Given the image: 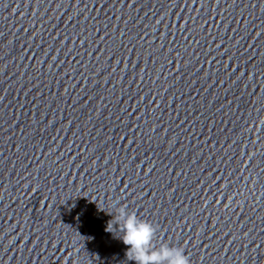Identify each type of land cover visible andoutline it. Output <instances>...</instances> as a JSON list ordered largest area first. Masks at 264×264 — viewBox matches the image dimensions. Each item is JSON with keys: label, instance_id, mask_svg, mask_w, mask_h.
<instances>
[{"label": "water", "instance_id": "obj_1", "mask_svg": "<svg viewBox=\"0 0 264 264\" xmlns=\"http://www.w3.org/2000/svg\"><path fill=\"white\" fill-rule=\"evenodd\" d=\"M121 207L264 264V0H0V264H135Z\"/></svg>", "mask_w": 264, "mask_h": 264}, {"label": "clouds", "instance_id": "obj_2", "mask_svg": "<svg viewBox=\"0 0 264 264\" xmlns=\"http://www.w3.org/2000/svg\"><path fill=\"white\" fill-rule=\"evenodd\" d=\"M115 226H119L123 233L120 239L128 246L126 255L129 260L135 261V264H189V258L182 248L166 244L152 248L154 226L147 221L139 220L134 213H129L125 208L118 209ZM108 231L111 232L110 229Z\"/></svg>", "mask_w": 264, "mask_h": 264}]
</instances>
